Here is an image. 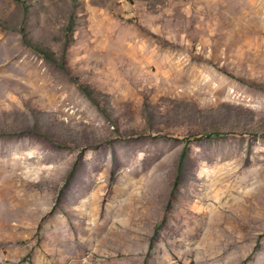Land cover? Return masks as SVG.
<instances>
[{"label": "rangeland", "instance_id": "374dc122", "mask_svg": "<svg viewBox=\"0 0 264 264\" xmlns=\"http://www.w3.org/2000/svg\"><path fill=\"white\" fill-rule=\"evenodd\" d=\"M0 264H264V0H0Z\"/></svg>", "mask_w": 264, "mask_h": 264}]
</instances>
